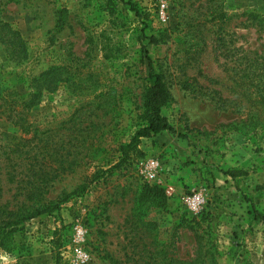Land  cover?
<instances>
[{
    "label": "rangeland",
    "instance_id": "obj_1",
    "mask_svg": "<svg viewBox=\"0 0 264 264\" xmlns=\"http://www.w3.org/2000/svg\"><path fill=\"white\" fill-rule=\"evenodd\" d=\"M252 12L264 16V0H0L1 202L36 181L60 206L26 222L0 264H264V30ZM158 74L175 131L115 168Z\"/></svg>",
    "mask_w": 264,
    "mask_h": 264
},
{
    "label": "trees",
    "instance_id": "obj_2",
    "mask_svg": "<svg viewBox=\"0 0 264 264\" xmlns=\"http://www.w3.org/2000/svg\"><path fill=\"white\" fill-rule=\"evenodd\" d=\"M246 16L249 21L258 23V26L264 30V16L258 15L254 12L248 13ZM21 43H23V41H21ZM152 77L155 79L154 85L147 87L144 94L143 115L141 117L143 125L135 133L130 144L121 148L123 156L115 168L120 167V165H122L127 159H130L131 152L140 154L139 146L141 145L142 140L150 139L165 131H175L162 114L164 108H166L172 101L170 88L168 87L162 74H158L156 76L153 75ZM41 94L42 92L39 88L36 90V86L35 90L32 89L30 94L31 100L28 104L29 108L38 104L37 101L41 98ZM19 101L20 99L17 101L13 100L11 102V106L18 105ZM2 102L3 105L0 106V109L10 103L7 98H3ZM15 113H17V110H14L13 114ZM1 114L5 115V112H2ZM11 116L13 115L11 114ZM13 119V117H10L8 120L14 121ZM17 125H20V123L17 122ZM106 173L107 172H104V175ZM100 178V174H97L91 180V184L89 183L80 187L78 191L81 192V194L86 195L90 186ZM17 191H19V197L16 198L22 197L24 199H15L16 204L14 206L11 202L2 203L1 200L3 197V190L0 186V248L7 251L11 249L13 235L20 231L26 222L34 220L45 214H53L59 210L60 207L59 204L55 202L41 201L40 187L37 185L36 181L31 184L29 182L22 183V186L21 183H18ZM147 193L149 196L153 195L158 198L163 203L167 202L165 191L160 188L148 187ZM197 239L198 243L202 245L201 236H198Z\"/></svg>",
    "mask_w": 264,
    "mask_h": 264
},
{
    "label": "built area",
    "instance_id": "obj_3",
    "mask_svg": "<svg viewBox=\"0 0 264 264\" xmlns=\"http://www.w3.org/2000/svg\"><path fill=\"white\" fill-rule=\"evenodd\" d=\"M154 166H156L155 162H154ZM202 204H203V200L201 196H195L194 198L189 200L190 208L194 211H197Z\"/></svg>",
    "mask_w": 264,
    "mask_h": 264
}]
</instances>
